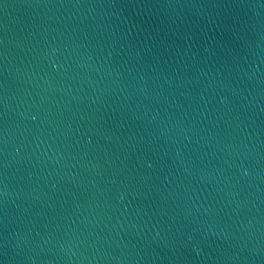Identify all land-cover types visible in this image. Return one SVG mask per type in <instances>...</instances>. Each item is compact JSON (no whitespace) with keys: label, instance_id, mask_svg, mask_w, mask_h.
<instances>
[{"label":"water","instance_id":"1","mask_svg":"<svg viewBox=\"0 0 264 264\" xmlns=\"http://www.w3.org/2000/svg\"><path fill=\"white\" fill-rule=\"evenodd\" d=\"M0 264H264V0H0Z\"/></svg>","mask_w":264,"mask_h":264}]
</instances>
